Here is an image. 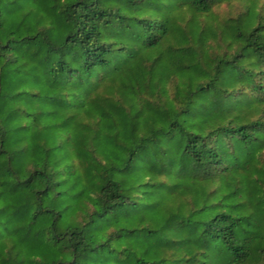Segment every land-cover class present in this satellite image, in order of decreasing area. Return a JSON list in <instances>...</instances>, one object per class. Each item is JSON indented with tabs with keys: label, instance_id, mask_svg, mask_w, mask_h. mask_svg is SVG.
I'll use <instances>...</instances> for the list:
<instances>
[{
	"label": "trees",
	"instance_id": "1",
	"mask_svg": "<svg viewBox=\"0 0 264 264\" xmlns=\"http://www.w3.org/2000/svg\"><path fill=\"white\" fill-rule=\"evenodd\" d=\"M0 264H264V0H0Z\"/></svg>",
	"mask_w": 264,
	"mask_h": 264
}]
</instances>
